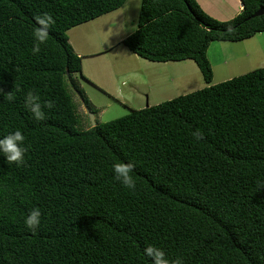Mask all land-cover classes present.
Instances as JSON below:
<instances>
[{"label":"trees","instance_id":"16d2710c","mask_svg":"<svg viewBox=\"0 0 264 264\" xmlns=\"http://www.w3.org/2000/svg\"><path fill=\"white\" fill-rule=\"evenodd\" d=\"M126 1L0 0V138L20 130L27 149L20 167L0 155V264H151L148 244L184 264H264V67L78 127L68 84L91 108L68 32ZM240 1L239 15L219 21L196 0H142L138 28L123 42L151 62L194 60L211 84L212 42L264 32V15L254 17L264 0ZM44 13L55 24L34 54ZM30 91L46 120L24 107ZM118 162L135 165L134 192L115 180ZM34 208L35 233L24 223Z\"/></svg>","mask_w":264,"mask_h":264},{"label":"rangeland","instance_id":"374dc122","mask_svg":"<svg viewBox=\"0 0 264 264\" xmlns=\"http://www.w3.org/2000/svg\"><path fill=\"white\" fill-rule=\"evenodd\" d=\"M141 3L142 0H127L123 7L115 11L118 13L112 12L114 15L110 17L102 16L68 32L75 51H79L76 47L84 46L88 51L87 55L94 54L83 59L82 76H75L89 100L91 109L86 107L68 84L73 101L77 105L80 117L78 127L81 130L93 127L89 113L94 115L97 124L107 123L128 115L134 109L140 110L170 101L178 96L231 80L258 67L255 64L253 68L238 69L240 65L237 63L240 61H232L226 53L230 46L224 42H212L207 55L213 69V80L208 84L194 60L156 63L131 51L130 53L124 40L120 39L124 33L137 30ZM116 21L123 26L119 28L112 25ZM257 40L264 47V39L262 42ZM259 48L260 46L257 47L252 42L249 51L254 54V50ZM243 49L249 47L245 46ZM252 59L253 57L245 58L253 65ZM243 60L244 58L241 59Z\"/></svg>","mask_w":264,"mask_h":264},{"label":"clouds","instance_id":"9594fccd","mask_svg":"<svg viewBox=\"0 0 264 264\" xmlns=\"http://www.w3.org/2000/svg\"><path fill=\"white\" fill-rule=\"evenodd\" d=\"M36 27L33 31V38L35 46L33 48V53H38L40 51V44H44L48 41L49 32L52 26L55 24L53 16L49 13H44L35 17ZM2 94V90H0ZM9 100L14 99V97L9 93ZM24 107L35 121L40 122L47 119L46 112L44 111V105H42L39 96L33 92H28L25 97ZM53 104L51 102L47 103V108L51 109ZM192 136L196 141H201L204 139V134L200 129H194ZM25 137L20 130L11 132L8 135L0 138V155H3L6 162L10 164H15L20 167L25 164V155L27 149L23 146ZM135 165L131 162L123 163L118 162L112 165L113 175L116 181H118L123 187L128 190L135 191L137 188V181L134 177L133 169ZM41 211L39 208L32 209L26 216L24 223L28 230L35 233L41 224ZM144 254L146 257L150 258L151 264H184L181 257H177L175 260L170 261L167 258L165 251L155 246L154 244H148L144 248Z\"/></svg>","mask_w":264,"mask_h":264},{"label":"crops","instance_id":"0c3cea01","mask_svg":"<svg viewBox=\"0 0 264 264\" xmlns=\"http://www.w3.org/2000/svg\"><path fill=\"white\" fill-rule=\"evenodd\" d=\"M196 1L198 2V4L201 6V8L209 16H211L214 19H217L219 21L232 20L237 15H239L243 10V4L240 0H196ZM116 13H118V12H115L114 14H116ZM114 14L110 13V14H107L105 16L110 17ZM112 21H115V20H111V22ZM112 25H117L119 28L121 26H123V24L120 25L117 21L112 23ZM133 32H134V30L129 31L128 33H124L120 40H125ZM87 37H89V36H87ZM257 37H259V38H257ZM257 39H260V41L262 42L264 39V32L258 33L257 35H255L252 38L245 40V41L224 42L230 46V50L228 51L229 54H228V52H226L228 55V58L231 57L232 61H234L235 59L240 61L239 63H237L240 65L238 69L244 70L245 68H253V66L255 64H257L258 67H254V68L259 69V68L264 67V47L259 43V41ZM252 42L255 43V45H257V47L260 46L259 50H257V51L254 50V54H252L251 51H249V50H251L250 45ZM245 46H248L249 49H243ZM76 49L79 50L78 52L76 51V53L78 55H80L81 57H83V59L88 58V57H92L94 55V54L87 55L88 51H86L87 49H85L84 46H82V47L78 46V47H76ZM208 51H209V49H208ZM249 57H253V59L251 61V63L253 65H251L249 62H247L245 60V58L248 59ZM242 58H244L243 61H241ZM208 59H209V57H208ZM252 70H255V69H252Z\"/></svg>","mask_w":264,"mask_h":264},{"label":"water","instance_id":"95a60500","mask_svg":"<svg viewBox=\"0 0 264 264\" xmlns=\"http://www.w3.org/2000/svg\"><path fill=\"white\" fill-rule=\"evenodd\" d=\"M261 15H264V8H260L255 14H254V17H257V16H261ZM91 118H92V122H93V127H95L97 125V122L95 121L94 119V115L92 113H89Z\"/></svg>","mask_w":264,"mask_h":264}]
</instances>
